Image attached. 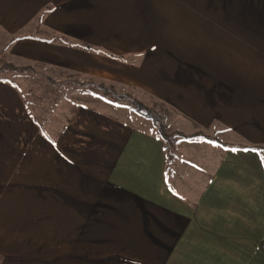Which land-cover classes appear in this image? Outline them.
Here are the masks:
<instances>
[{
    "label": "crops",
    "instance_id": "1",
    "mask_svg": "<svg viewBox=\"0 0 264 264\" xmlns=\"http://www.w3.org/2000/svg\"><path fill=\"white\" fill-rule=\"evenodd\" d=\"M0 41L191 136L96 99L40 124L0 82V264H264V0H0Z\"/></svg>",
    "mask_w": 264,
    "mask_h": 264
},
{
    "label": "rangeland",
    "instance_id": "2",
    "mask_svg": "<svg viewBox=\"0 0 264 264\" xmlns=\"http://www.w3.org/2000/svg\"><path fill=\"white\" fill-rule=\"evenodd\" d=\"M5 42L0 41V79L16 85L22 91L31 113L40 124H43L60 107L68 104L76 105L78 101H83L84 99H96L108 103V98L105 97L108 96L110 99L115 100L116 98H114L113 93L130 95L131 98L149 107L158 104V107L165 111L162 104L153 100V98L142 90L124 88L114 83L103 82L78 74H68L57 80L54 77L47 76L44 71L38 70L36 67H30L31 70L23 72L9 71L3 67V64H14L8 60L6 55L8 44ZM101 88H105L106 90H102ZM95 94L100 97H95ZM121 106L129 108V101H123ZM154 129H156L155 126ZM168 132L174 133L169 128ZM175 138L177 137H173V142Z\"/></svg>",
    "mask_w": 264,
    "mask_h": 264
},
{
    "label": "trees",
    "instance_id": "3",
    "mask_svg": "<svg viewBox=\"0 0 264 264\" xmlns=\"http://www.w3.org/2000/svg\"><path fill=\"white\" fill-rule=\"evenodd\" d=\"M3 67L9 71H15V72H23V71H27V70H31L30 67L28 68H19L16 67L12 64L9 63H4ZM0 82H6L8 83V81L0 79ZM102 90H106L105 88H101ZM114 98H116L115 100L110 99L108 96L105 98H108V103L111 105H114L116 107H123L121 106V103L123 101H129L130 107L128 109H130L132 112L136 113L137 115L150 120L153 125L156 127V129L158 130V133L160 134V136L162 137V139L168 143L169 145L172 144V139L173 137H179V138H185V139H190L191 136H187L181 132H174V133H169L168 132V126L166 124V114L165 111L158 107V104H154V106L149 107L144 105L142 102L131 98L130 95H126V94H115L113 93ZM95 97H100L97 94H95ZM196 137L199 138H204L207 140H214L218 143H221L219 140L212 138L210 136H207L204 133H197Z\"/></svg>",
    "mask_w": 264,
    "mask_h": 264
}]
</instances>
